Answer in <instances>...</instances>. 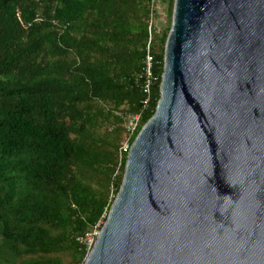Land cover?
Masks as SVG:
<instances>
[{
	"label": "trees",
	"instance_id": "obj_1",
	"mask_svg": "<svg viewBox=\"0 0 264 264\" xmlns=\"http://www.w3.org/2000/svg\"><path fill=\"white\" fill-rule=\"evenodd\" d=\"M173 4L158 0L143 109L150 0H0V264L85 263L79 240L122 183L126 122L140 114L131 146L155 113Z\"/></svg>",
	"mask_w": 264,
	"mask_h": 264
},
{
	"label": "water",
	"instance_id": "obj_2",
	"mask_svg": "<svg viewBox=\"0 0 264 264\" xmlns=\"http://www.w3.org/2000/svg\"><path fill=\"white\" fill-rule=\"evenodd\" d=\"M159 91L84 264H264V0H174Z\"/></svg>",
	"mask_w": 264,
	"mask_h": 264
},
{
	"label": "built area",
	"instance_id": "obj_3",
	"mask_svg": "<svg viewBox=\"0 0 264 264\" xmlns=\"http://www.w3.org/2000/svg\"><path fill=\"white\" fill-rule=\"evenodd\" d=\"M150 15L148 20V41L146 45V54L143 62V92L145 94V99L142 101L143 109L146 108L149 97H150V90L151 86L155 80V77L153 75V55L151 54L150 47L153 40V34L156 29V22H158L160 15H159V5L158 0H150ZM140 119V114H135L131 116V118L126 122L125 129H126V139L121 143L119 153L120 156L123 154H128L130 149L129 139L135 134L138 128ZM98 227V225H97ZM99 234V231L94 230L92 233L87 234L84 239H80L79 241L83 243L88 251L92 249L94 245V238L97 237Z\"/></svg>",
	"mask_w": 264,
	"mask_h": 264
},
{
	"label": "rangeland",
	"instance_id": "obj_4",
	"mask_svg": "<svg viewBox=\"0 0 264 264\" xmlns=\"http://www.w3.org/2000/svg\"><path fill=\"white\" fill-rule=\"evenodd\" d=\"M163 9H164V6H163ZM159 15H160V18L158 19L159 21L156 22V28H157L156 31L163 30L165 28V26H166V20H165L164 13L163 12H159Z\"/></svg>",
	"mask_w": 264,
	"mask_h": 264
}]
</instances>
